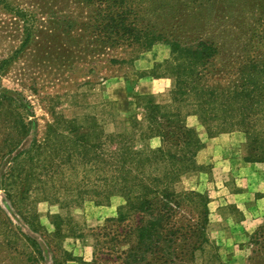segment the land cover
<instances>
[{
	"label": "rangeland",
	"instance_id": "1",
	"mask_svg": "<svg viewBox=\"0 0 264 264\" xmlns=\"http://www.w3.org/2000/svg\"><path fill=\"white\" fill-rule=\"evenodd\" d=\"M122 6L133 12L126 30L135 27L145 35L171 36L188 45L200 39L215 43L219 55L209 66L214 86L237 77L234 73L243 56L264 58V0H0V99L17 101L15 112L8 101L0 105V177L7 167L2 155L12 147L10 143L20 144L16 153L33 142L43 144L55 120H73L92 134L128 137L135 149V122L146 126V106L172 104L175 79L168 66L169 45L148 47L140 31L121 35L125 28L113 27L107 15ZM143 78L171 86L163 94L136 95L135 82ZM22 107L32 112L30 117ZM189 117L197 120L201 132L187 124ZM22 118L31 123L25 138ZM185 124L204 147L196 156L200 169L184 175L176 191L204 195L209 209V244L196 253L193 264H251L256 249L251 237L264 225V205L259 203L264 194L255 192L253 201L244 198L234 204L237 200L231 195L248 190L249 181L239 188L235 176L239 172H228L229 185L223 187L225 168L215 175L213 167L199 163L200 154L204 161L211 151V141L226 144L227 136L235 133L244 137L243 161L252 163L247 161L251 155L247 137L234 132L210 138L194 115L185 117ZM146 144L155 149L161 141ZM192 173L202 174L209 185L190 190L186 183ZM259 182L253 188L264 191V177ZM225 196L231 201L226 207L220 202ZM61 199L35 204L32 229L0 191V264H135L128 252L135 249L139 216L130 213L125 221H117L123 198L114 197L103 205L90 198L74 201L63 195Z\"/></svg>",
	"mask_w": 264,
	"mask_h": 264
},
{
	"label": "trees",
	"instance_id": "2",
	"mask_svg": "<svg viewBox=\"0 0 264 264\" xmlns=\"http://www.w3.org/2000/svg\"><path fill=\"white\" fill-rule=\"evenodd\" d=\"M112 13L107 19L113 27L125 28L121 35L144 33L135 27L126 30L133 14L127 6ZM144 43L169 45L168 66L175 85L170 106L150 103L145 108L146 126L135 122V149L128 137L92 134L73 120H55L43 144L36 141L16 153L20 144L10 143L12 147L2 155L7 167L0 177V191L32 229L30 214L36 203H59L66 195L74 201L90 198L103 205L121 197L125 204L119 208L117 221H125L130 213L139 216L135 249L128 252L135 264H193L196 253L209 244V209L204 195L176 191L184 175L200 169L196 156L204 147L187 128L185 117L197 116L210 138L244 133L251 152L247 161L264 163V58L243 56L234 73L237 77L214 86L209 66L219 51L212 41L200 39L188 45L175 37L152 34L145 35ZM3 100L15 112L17 101L4 96L0 105ZM22 108L30 117L32 112ZM21 126L25 138L31 123L22 118ZM152 139H160L161 146L147 145ZM251 239L256 246L251 264H264V225Z\"/></svg>",
	"mask_w": 264,
	"mask_h": 264
},
{
	"label": "crops",
	"instance_id": "3",
	"mask_svg": "<svg viewBox=\"0 0 264 264\" xmlns=\"http://www.w3.org/2000/svg\"><path fill=\"white\" fill-rule=\"evenodd\" d=\"M116 84L115 86H117ZM171 84L170 82H158L151 78H143L139 79L135 82V94L136 95H157V94H163L168 91ZM187 124L191 127L196 129L198 132H201L200 127L198 126L197 120L194 117H189L187 119ZM229 139V142L226 144H223V142H219V140H213L210 143L211 151L209 149V153L206 155V158L204 156V161H202L201 158H203V155L200 154L199 156V163L210 165L213 167L215 175H218L217 170L223 169L221 180H222V186L226 187L227 184L226 175L228 172H239V175H235L237 178L236 183L239 188H243V183L248 182V190L239 191L236 193H233L231 197L233 196L237 201H233L234 204L236 202H240L244 198H247L248 201H253L254 197L256 198V193L260 192L264 194V191L261 190H255L253 187L257 182L261 180V178L264 177L263 171H264V165L260 163H247L243 161V151H241L240 145L244 143V137L240 133H235L227 136ZM201 138L203 141H206V137L201 135ZM224 138V137H221ZM238 147L239 150H238ZM239 151V152H238ZM232 159V160H231ZM226 165L230 168L226 169ZM188 177L187 186L190 188V190H200L201 188H206L207 182H205V179L202 174H195ZM218 179V178H217ZM182 182V181H181ZM260 183V182H259ZM243 184V185H242ZM261 185V184H260ZM245 187V186H244ZM246 188V187H245ZM256 192V193H255ZM231 194V193H230ZM258 194V193H257ZM261 204L264 205V198L259 200ZM220 202L223 204V206H228L231 204L229 196H225L223 199L220 200ZM213 204V203H212ZM238 208L241 209V206L238 205ZM264 218V216H263ZM253 224L258 222L256 218H253Z\"/></svg>",
	"mask_w": 264,
	"mask_h": 264
}]
</instances>
